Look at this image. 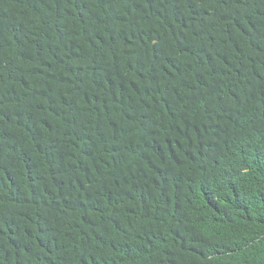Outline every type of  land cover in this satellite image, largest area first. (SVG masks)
<instances>
[{"label":"trees","instance_id":"16d2710c","mask_svg":"<svg viewBox=\"0 0 264 264\" xmlns=\"http://www.w3.org/2000/svg\"><path fill=\"white\" fill-rule=\"evenodd\" d=\"M0 264H264V0H0Z\"/></svg>","mask_w":264,"mask_h":264}]
</instances>
